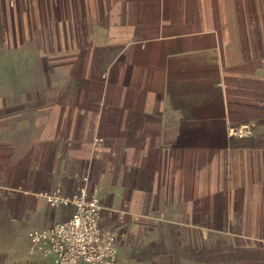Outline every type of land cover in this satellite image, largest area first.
<instances>
[{
	"label": "crops",
	"instance_id": "obj_1",
	"mask_svg": "<svg viewBox=\"0 0 264 264\" xmlns=\"http://www.w3.org/2000/svg\"><path fill=\"white\" fill-rule=\"evenodd\" d=\"M248 8L0 0V264H52L29 234L74 211L46 193L82 185L114 264H264V16Z\"/></svg>",
	"mask_w": 264,
	"mask_h": 264
},
{
	"label": "built area",
	"instance_id": "obj_2",
	"mask_svg": "<svg viewBox=\"0 0 264 264\" xmlns=\"http://www.w3.org/2000/svg\"><path fill=\"white\" fill-rule=\"evenodd\" d=\"M249 124L231 125L227 134L242 138ZM49 205L74 206L72 215L49 228H35L29 234L30 249L52 264H114L117 258L115 236L104 233L99 224L101 202L96 194L80 186L65 195L60 188L46 193Z\"/></svg>",
	"mask_w": 264,
	"mask_h": 264
},
{
	"label": "rangeland",
	"instance_id": "obj_3",
	"mask_svg": "<svg viewBox=\"0 0 264 264\" xmlns=\"http://www.w3.org/2000/svg\"><path fill=\"white\" fill-rule=\"evenodd\" d=\"M261 3L263 5H261ZM259 4H260V7L261 6L263 7L261 12H262V15L264 16V0H248V6H249L248 13L250 16H254L255 6H258ZM72 44L76 52L77 51L79 52V54L76 57L72 58L76 60V77H77L76 79L83 80V41L80 42L78 40H74ZM23 75H24V81H29V82L31 81L32 76H33V74L30 72H25ZM43 75L42 73L40 74L41 80H42V77H44ZM212 237L211 235L209 236V234L205 233V234L200 235V240L201 242H206V241H209ZM259 237H262L264 239V234Z\"/></svg>",
	"mask_w": 264,
	"mask_h": 264
},
{
	"label": "bare ground",
	"instance_id": "obj_4",
	"mask_svg": "<svg viewBox=\"0 0 264 264\" xmlns=\"http://www.w3.org/2000/svg\"><path fill=\"white\" fill-rule=\"evenodd\" d=\"M201 76V75H200ZM195 78H197V77H195Z\"/></svg>",
	"mask_w": 264,
	"mask_h": 264
}]
</instances>
